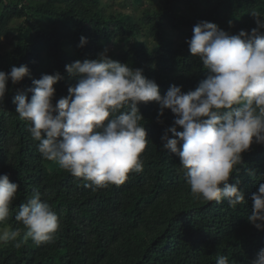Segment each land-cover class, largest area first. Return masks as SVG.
I'll use <instances>...</instances> for the list:
<instances>
[{
	"label": "trees",
	"instance_id": "obj_1",
	"mask_svg": "<svg viewBox=\"0 0 264 264\" xmlns=\"http://www.w3.org/2000/svg\"><path fill=\"white\" fill-rule=\"evenodd\" d=\"M252 11L264 15V0H0V70L26 65L30 71L18 84L9 80L0 104V174L19 186L0 228L20 232L17 241L0 243V264H216L220 256L229 264H252L264 248V230L247 219L251 195L264 183V144L242 153L240 171L229 179L239 181L244 204L206 201L191 193L179 157L163 147L161 136L176 114L165 109L158 122V103L141 102L148 140L143 170L121 185L93 190L43 158L13 103L17 94L31 98L33 79L58 71L55 104L79 80L65 65L96 59L105 48L110 58L142 69L162 96L172 85L194 91L208 70L186 43L193 27L208 21L230 34L251 32L257 27ZM81 36L87 43L78 47ZM36 190L60 222L53 242L39 246L24 238L27 229L15 220Z\"/></svg>",
	"mask_w": 264,
	"mask_h": 264
},
{
	"label": "clouds",
	"instance_id": "obj_2",
	"mask_svg": "<svg viewBox=\"0 0 264 264\" xmlns=\"http://www.w3.org/2000/svg\"><path fill=\"white\" fill-rule=\"evenodd\" d=\"M250 14L257 25L251 32L230 34L208 21L193 27L186 43L208 70L194 91L184 93L181 86L172 85L162 96L158 84L145 77L142 69L110 58L105 48L96 59L65 65L79 80L55 104L54 85L62 79L60 72L33 79L27 90L32 93L30 99L26 94L13 97L16 112L29 122L28 131L39 141L43 158L89 181L86 186L96 190L121 185L129 173L143 170L141 154L148 140L138 104L155 101L158 122L165 109L176 114L161 141L179 157L191 193L210 202L227 200L235 208L245 203V196L239 181L229 183V179L240 171L242 153L253 143L264 144V15ZM86 43L87 38L81 36L78 47ZM26 76H30L26 65L0 70V104L9 80L15 85ZM18 187L7 174H0V223L8 220ZM251 200L252 213L247 219L264 230V183ZM15 220L27 229L24 238H31L37 246L53 242L60 227L57 214L38 190L20 205ZM19 236L18 230L0 228V243L17 241ZM14 246L19 248L21 243ZM216 264H229V260L220 256ZM252 264H264V248Z\"/></svg>",
	"mask_w": 264,
	"mask_h": 264
}]
</instances>
